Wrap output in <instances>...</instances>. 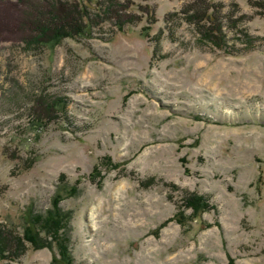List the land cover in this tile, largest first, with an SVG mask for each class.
Returning a JSON list of instances; mask_svg holds the SVG:
<instances>
[{"label":"rangeland","instance_id":"1","mask_svg":"<svg viewBox=\"0 0 264 264\" xmlns=\"http://www.w3.org/2000/svg\"><path fill=\"white\" fill-rule=\"evenodd\" d=\"M78 1L134 21L38 45L43 1L0 0L1 226L61 188L73 264H264V0ZM40 236L0 264H65Z\"/></svg>","mask_w":264,"mask_h":264},{"label":"trees","instance_id":"2","mask_svg":"<svg viewBox=\"0 0 264 264\" xmlns=\"http://www.w3.org/2000/svg\"><path fill=\"white\" fill-rule=\"evenodd\" d=\"M43 10H37L36 17L33 19L35 24V34L30 38L33 44H52L59 43L66 37L88 36L91 35L93 25L103 19H115L117 26L121 27L125 23L134 21L133 15L126 14L124 9L126 6L117 2H100L98 11L89 12L83 2L78 0H41ZM46 6V7H45ZM104 15V16H103ZM99 20L97 21V18ZM219 36L223 37L221 29L217 28ZM38 97L36 103L38 110L34 112L36 120L49 119L59 116L60 111L64 110L66 100L60 97ZM26 167V164H24ZM61 183L64 177L59 178ZM64 186H68L64 182ZM69 187V186H68ZM59 188V187H58ZM67 195H75L77 184L70 186ZM61 188L58 189L52 199L51 205L45 212L28 211L27 221L23 226L22 233L14 232L6 229L0 224V259L15 260L18 259L25 251V244L28 242L34 247H40L46 243V238L40 236L41 233L48 236L49 246L52 244L56 247V254L65 264H73V260L68 255L70 253V236L72 213L69 210H64L60 206V201L63 198ZM201 201V199H200ZM205 201V200H204ZM207 202H200L206 206Z\"/></svg>","mask_w":264,"mask_h":264}]
</instances>
